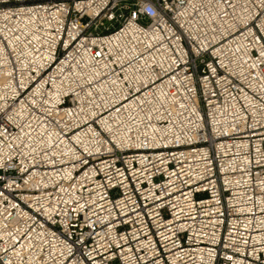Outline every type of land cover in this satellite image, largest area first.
Here are the masks:
<instances>
[{"label": "built area", "instance_id": "1", "mask_svg": "<svg viewBox=\"0 0 264 264\" xmlns=\"http://www.w3.org/2000/svg\"><path fill=\"white\" fill-rule=\"evenodd\" d=\"M0 264H264V0H0Z\"/></svg>", "mask_w": 264, "mask_h": 264}]
</instances>
